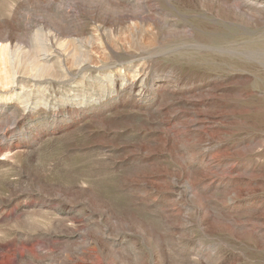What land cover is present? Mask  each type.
<instances>
[{
    "label": "rangeland",
    "instance_id": "374dc122",
    "mask_svg": "<svg viewBox=\"0 0 264 264\" xmlns=\"http://www.w3.org/2000/svg\"><path fill=\"white\" fill-rule=\"evenodd\" d=\"M8 35L53 69L0 65V264H264V0H0Z\"/></svg>",
    "mask_w": 264,
    "mask_h": 264
},
{
    "label": "bare ground",
    "instance_id": "6f19581e",
    "mask_svg": "<svg viewBox=\"0 0 264 264\" xmlns=\"http://www.w3.org/2000/svg\"><path fill=\"white\" fill-rule=\"evenodd\" d=\"M69 14V13H68ZM97 16V15H96ZM140 17V16H139ZM130 18V17H129ZM144 18V17H143ZM142 18V19H143ZM92 20H94L93 18H92ZM95 22V21H94ZM134 22V21H133ZM120 23H122V22H120ZM135 23V22H134ZM138 23V22H137ZM136 23V24H137ZM140 23V22H139ZM131 24H133V23H131ZM145 24V23H144ZM138 25V24H137ZM136 25V26H137ZM139 26V25H138ZM152 26V25H151ZM105 27V26H104ZM132 27H134V26H131V28ZM118 28V27H117ZM134 28H136V27H134ZM138 28V27H137ZM136 28V29H137ZM97 29H99V28H97ZM107 29H109V28H107ZM141 29H142V27H141ZM42 29H40V30H38V31H41ZM104 30V29H103ZM138 30V29H137ZM43 31V30H42ZM106 31V30H105ZM133 31V30H132ZM113 32V31H112ZM123 32V31H122ZM121 32V33H122ZM146 32V31H145ZM41 35H42V33H40ZM45 34V33H44ZM99 34V33H98ZM106 34H107V32H106ZM110 34H111V32H110ZM123 34V33H122ZM122 34H120V35H122ZM114 35V34H113ZM146 35V34H145ZM9 37H7V36H2L3 37V41H2V43L0 44V65H1V71H2V73H3V76L2 77H4L5 78V80H10V78L11 79H13V81L12 82H14L15 83V81H16V79H15V75L17 74V73H20V72H22V71H24L23 73H28V74H30L32 77H38V76H43V75H45V74H48V73H51V71H52V69H53V63H52V58L51 57H49L50 55H51V52L52 51H49L48 50V48L46 47V46H38L36 49V53L34 54V51L32 52L33 53V55H31L32 56V58L30 59L29 57H27V58H29L30 59V61L28 62L27 61V64H25L24 63V65L22 64V63H20L21 61H23L22 59H21V61L19 62V61H17V57H18V55H19V53H20V47L19 48H17L18 46H16V44H18V43H15V42H18V41H15L14 42V37L13 38H11L12 36L11 35H8ZM11 36V37H10ZM93 36H95V35H93ZM110 36H112V35H110ZM138 36V35H137ZM147 36V35H146ZM1 37V38H2ZM135 37V36H134ZM151 37H153V36H151ZM45 38V37H44ZM155 38V37H154ZM98 39V38H97ZM114 39V38H113ZM2 40V39H1ZM0 40V41H1ZM45 40H46V38H45ZM59 40V39H58ZM100 40V39H99ZM152 39H150V41H151ZM69 41V40H68ZM91 41V45H92V40H90ZM46 42H47V40H46ZM45 42V43H46ZM96 42H98V41H96ZM42 43H44V42H42ZM88 43H90L89 41H88ZM117 43V42H116ZM149 43V42H148ZM47 44V43H46ZM54 44V43H53ZM61 44V43H60ZM98 44H100V43H98ZM45 45V44H44ZM62 45H63V43H62ZM117 45V44H116ZM95 46V45H94ZM52 47V46H51ZM99 47H100V45H99ZM97 48V47H96ZM106 48V47H105ZM116 48V47H115ZM22 49V48H21ZM141 49V48H140ZM23 50V49H22ZM21 50V51H22ZM88 50H89V48H88ZM91 50V49H90ZM92 51V50H91ZM75 52V51H74ZM90 52V51H89ZM89 52H87V56H85V57H87L86 58V60L87 61H89L90 60V57H91V53H93V52H91V53H89ZM24 53V52H23ZM27 54H28V52H26ZM49 53H50V55H49ZM85 53V52H84ZM21 54H22V52H21ZM53 54V53H52ZM24 55H26V54H24ZM85 55H86V53H85ZM73 56H75V55H73ZM21 57V56H20ZM26 57V56H25ZM24 57V58H25ZM21 58H23V57H21ZM28 59V60H29ZM92 59V58H91ZM27 60V59H26ZM26 60L24 59V62H26ZM61 60V59H60ZM53 61H55V60H53ZM74 62V61H73ZM59 63V62H58ZM62 63V62H61ZM60 63V64H61ZM79 63H81V61L79 62ZM77 64V63H76ZM90 66V65H89ZM97 66V65H96ZM64 67V66H63ZM70 68V67H69ZM29 75V76H30ZM2 77H1V79H2ZM0 81H2L3 82V79L2 80H0ZM8 82V81H7ZM8 84V83H7ZM2 85H4V84H2ZM22 90V89H21ZM25 96H27V95H25ZM23 97V100H21L19 103L20 104H23V103H25V101H27V99L24 97V96H22ZM20 107H22V106H20ZM33 108V107H32ZM28 109V106H25L24 108H23V111L25 112L26 110ZM22 110V109H21ZM21 119V118H20Z\"/></svg>",
    "mask_w": 264,
    "mask_h": 264
}]
</instances>
